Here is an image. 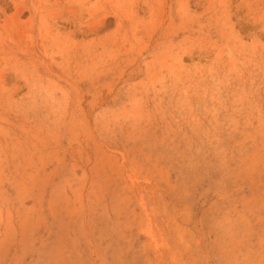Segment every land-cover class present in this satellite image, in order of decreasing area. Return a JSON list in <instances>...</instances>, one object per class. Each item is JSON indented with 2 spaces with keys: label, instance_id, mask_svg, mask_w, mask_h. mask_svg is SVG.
Returning a JSON list of instances; mask_svg holds the SVG:
<instances>
[{
  "label": "rangeland",
  "instance_id": "374dc122",
  "mask_svg": "<svg viewBox=\"0 0 264 264\" xmlns=\"http://www.w3.org/2000/svg\"><path fill=\"white\" fill-rule=\"evenodd\" d=\"M0 264H264V0H0Z\"/></svg>",
  "mask_w": 264,
  "mask_h": 264
}]
</instances>
